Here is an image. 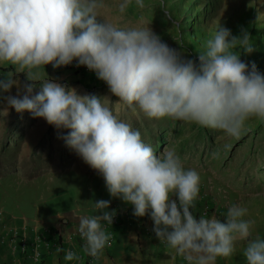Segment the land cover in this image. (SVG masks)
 <instances>
[{
  "label": "clouds",
  "instance_id": "clouds-1",
  "mask_svg": "<svg viewBox=\"0 0 264 264\" xmlns=\"http://www.w3.org/2000/svg\"><path fill=\"white\" fill-rule=\"evenodd\" d=\"M132 4L121 0V16ZM135 6L144 9V0ZM160 7L168 16L165 0ZM105 8L104 0H0V64L15 68L0 76V90L19 88L14 77L26 75L23 95L6 97L8 106L69 130L59 138L102 176L110 196L131 205L138 218L149 215L155 237L187 264H217L237 252V241L246 242L247 264H264V239L253 237L255 222L244 219L245 207L230 206L225 222L197 218L192 209L201 178L185 170L175 149L157 155L138 130L117 118L107 98L79 94L39 71L76 61L107 84L117 103L138 107L149 118L195 122L238 139L246 121L264 119V74L241 60L242 52H253L248 31L233 35L220 25L205 50L189 58L163 42L142 16L136 26L122 25L104 19ZM110 203L95 201L100 214L79 219L83 251L96 259L111 241L103 227L116 214L108 210ZM63 251L57 246V253ZM64 259L80 256L69 250Z\"/></svg>",
  "mask_w": 264,
  "mask_h": 264
},
{
  "label": "rangeland",
  "instance_id": "rangeland-1",
  "mask_svg": "<svg viewBox=\"0 0 264 264\" xmlns=\"http://www.w3.org/2000/svg\"><path fill=\"white\" fill-rule=\"evenodd\" d=\"M120 2L104 0L102 17L136 26L142 16L144 25H149L163 42L189 58L205 50L206 41L220 25L233 35L246 29L253 52H242L241 60L254 62L264 74V0H165L168 16L163 14L160 0H144V9H138L133 0L121 16L117 8ZM65 70L80 75L73 84L79 94L107 98L104 103L117 118L138 130L144 143L151 145L157 155L165 148L175 149L185 170L199 173V196L192 209L197 218L216 216L225 222L228 208L239 205L247 209L244 219L255 222L253 237L264 239V119L250 118L237 139L195 122L149 118L138 107L132 110L117 103L119 98L94 72ZM0 126V257L4 252L2 239L9 238L7 232L15 229L29 242L36 235L42 238L40 262L23 258L24 262L50 264L55 260L58 264H70L56 248L65 250L71 244L81 217L100 214L95 201L101 199L111 202L110 212L129 214V222L122 219L125 228L127 224L141 222L140 232L132 225L126 228L136 237L146 231H152L150 237L155 235L150 216L138 218L131 205L110 196L102 176L59 138L69 130H57L29 112L18 113L8 106L3 94ZM119 229L112 230L114 239L117 230L123 231ZM245 243L237 241V252L218 258L217 264H247L243 255Z\"/></svg>",
  "mask_w": 264,
  "mask_h": 264
},
{
  "label": "crops",
  "instance_id": "crops-1",
  "mask_svg": "<svg viewBox=\"0 0 264 264\" xmlns=\"http://www.w3.org/2000/svg\"><path fill=\"white\" fill-rule=\"evenodd\" d=\"M39 71L42 78L47 79L48 76V78H54L61 84L67 83L68 86L73 88H75L73 84L80 76L59 68L54 69L51 64L44 66V68L39 69ZM8 72H15L14 66L10 64H0V76ZM14 78L19 80V88L14 86L10 92H3L0 90V95L3 94L4 97L10 95L17 96L18 93L21 96L23 95L21 87H23V84L26 82V75L20 73ZM131 225L132 224H127L126 228ZM133 226L134 228L141 229V222L135 225L133 224L132 227ZM126 228L122 226L119 230L123 231H116L113 250L109 253L103 251L100 258L96 259L94 264H187L182 257L176 256L174 250L169 248L166 244H163L155 235L147 237L146 235L140 234L138 238L133 232L128 231ZM9 242L10 239L8 237L1 241V244L4 245V252L0 257V264H34L28 261L24 262L21 255L9 254ZM50 264L58 263L54 260Z\"/></svg>",
  "mask_w": 264,
  "mask_h": 264
},
{
  "label": "built area",
  "instance_id": "built-area-1",
  "mask_svg": "<svg viewBox=\"0 0 264 264\" xmlns=\"http://www.w3.org/2000/svg\"><path fill=\"white\" fill-rule=\"evenodd\" d=\"M76 61H73L71 65L68 66H62L60 69H69L72 71H78V72H87L89 71L86 67L76 66ZM122 219L124 221L129 222V214L124 211V212H116L114 220L112 225L107 224L106 222L104 223L103 227L107 230V232L111 233V241L108 246L105 247L103 250L106 253H109L113 250L114 248V234H113V229L116 228H121L124 226L122 224ZM121 226V227H120ZM153 226V225H152ZM138 232H140V229H137ZM151 231V229H150ZM152 232V231H151ZM151 232L149 233L146 231V236H150ZM7 235H9V252L11 254H20L22 257L26 260H30L34 263H39L41 260V244H42V238L40 235H36L34 238L33 242H29L25 236L19 235L15 229H10L7 232ZM163 244H166L162 242ZM85 244V240L81 237L79 234V231L76 230V233L74 234V239H71V244L65 248V250L62 252L63 257L65 256V252L71 250L75 251L79 256V260H74V261H69L71 264H94L96 258H93L91 256H87V254L83 251V246Z\"/></svg>",
  "mask_w": 264,
  "mask_h": 264
}]
</instances>
